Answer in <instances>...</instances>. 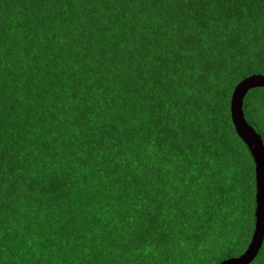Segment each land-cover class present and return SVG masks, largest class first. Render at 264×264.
Returning a JSON list of instances; mask_svg holds the SVG:
<instances>
[{
    "label": "trees",
    "instance_id": "obj_1",
    "mask_svg": "<svg viewBox=\"0 0 264 264\" xmlns=\"http://www.w3.org/2000/svg\"><path fill=\"white\" fill-rule=\"evenodd\" d=\"M253 74L264 0H0V264L242 256L257 176L231 99ZM243 112L264 144V87ZM228 220L240 238L214 256Z\"/></svg>",
    "mask_w": 264,
    "mask_h": 264
},
{
    "label": "water",
    "instance_id": "obj_2",
    "mask_svg": "<svg viewBox=\"0 0 264 264\" xmlns=\"http://www.w3.org/2000/svg\"><path fill=\"white\" fill-rule=\"evenodd\" d=\"M264 87V75L253 74L241 80L231 99V119L238 136L250 149L256 168L255 230L247 251L240 257L226 259L219 264H251L259 255L264 242V144L243 112L245 95L252 89Z\"/></svg>",
    "mask_w": 264,
    "mask_h": 264
},
{
    "label": "rangeland",
    "instance_id": "obj_3",
    "mask_svg": "<svg viewBox=\"0 0 264 264\" xmlns=\"http://www.w3.org/2000/svg\"><path fill=\"white\" fill-rule=\"evenodd\" d=\"M245 157V156H244ZM248 158V157H247ZM250 163L249 162H246ZM227 167H229V164L227 165ZM233 176L237 177L239 180H237V182L239 181V187L237 188V191L235 193V197L237 199V215H236V224L238 223L239 220H244L246 219V215L244 212V209L247 208V204L249 206V202L252 201V197H251V190H250V184H251V176L249 175V170L248 169H242V168H233L230 172ZM251 197V198H250ZM235 223L234 222H230V220L226 221L224 224H222L220 226L219 229H217L219 236L222 237V242L221 244H219L218 246H220L219 248H214L211 250V252L216 251L214 253V256H220L222 254V252L224 250H227L229 252L231 247H228V242L229 245H232V241H236L239 240L240 235L238 232V229L234 230L235 228ZM231 233L226 239L225 237L227 236V234ZM244 238V236L242 237V239ZM237 250L234 251V248H232V250L234 252L239 253L240 251L246 250V241L243 242V245L241 246H236ZM234 252H229L234 253Z\"/></svg>",
    "mask_w": 264,
    "mask_h": 264
},
{
    "label": "flooded vegetation",
    "instance_id": "obj_4",
    "mask_svg": "<svg viewBox=\"0 0 264 264\" xmlns=\"http://www.w3.org/2000/svg\"><path fill=\"white\" fill-rule=\"evenodd\" d=\"M254 230H255V228H254ZM253 234H254V233H253ZM252 238H253V236H252ZM252 238H251V240H252ZM251 240H250V243H251ZM250 243H249V245H250ZM263 244H264V243H263ZM248 247H249V246H248ZM262 247H263V246H262ZM247 249H248V248H247ZM261 250H262V248H261ZM261 250H260V251H261ZM246 251H247V250H246ZM256 258H257V257H256ZM256 258H255V259H256Z\"/></svg>",
    "mask_w": 264,
    "mask_h": 264
},
{
    "label": "clouds",
    "instance_id": "obj_5",
    "mask_svg": "<svg viewBox=\"0 0 264 264\" xmlns=\"http://www.w3.org/2000/svg\"><path fill=\"white\" fill-rule=\"evenodd\" d=\"M255 195H256V192H255Z\"/></svg>",
    "mask_w": 264,
    "mask_h": 264
}]
</instances>
